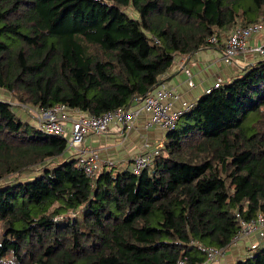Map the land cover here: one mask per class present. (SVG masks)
Masks as SVG:
<instances>
[{"label":"trees","instance_id":"16d2710c","mask_svg":"<svg viewBox=\"0 0 264 264\" xmlns=\"http://www.w3.org/2000/svg\"><path fill=\"white\" fill-rule=\"evenodd\" d=\"M263 15L264 0H0V89L33 107H126L175 56ZM238 71L165 130L150 169L93 181L64 138L0 100V264H199L228 245L236 214H264V57ZM233 264H264V241Z\"/></svg>","mask_w":264,"mask_h":264},{"label":"built area","instance_id":"2783aa9c","mask_svg":"<svg viewBox=\"0 0 264 264\" xmlns=\"http://www.w3.org/2000/svg\"><path fill=\"white\" fill-rule=\"evenodd\" d=\"M264 34V15L258 21L246 26H235L226 33L219 49V60L225 64L241 69L252 60L264 57V39L259 43L247 44L252 36ZM155 41H157L154 38ZM211 45H216L214 34L207 39ZM183 62V58L181 59ZM221 79L216 78L212 86L206 88L208 92L211 87H216ZM187 82L190 84V80ZM178 94L163 84L157 85L141 99L126 107H116L103 111L100 114H91L77 110L75 118L67 115L69 109L65 104H54L50 107H25L24 109L34 119V124L43 132L57 135L65 139L66 149L76 150L77 166L83 174L93 181L97 173L103 168L113 167L110 160H102L97 151L84 147L83 140L88 132L104 133L111 123L124 128L134 126L136 120L144 115L143 127H159L167 130L175 124L178 116L186 111L193 101H179V107L173 108L171 100H177ZM22 105V104H21ZM33 115V116H32ZM65 120L70 121L68 129L65 128ZM158 154V148L150 151L137 152L131 160V170L138 173L150 164ZM238 228L226 246L216 248L212 246L201 247L204 251V260L199 264H214L223 255L226 248L241 238L253 235L255 245L264 241V214L260 211L249 218L243 219L236 214ZM177 264H182L178 261Z\"/></svg>","mask_w":264,"mask_h":264},{"label":"crops","instance_id":"0c3cea01","mask_svg":"<svg viewBox=\"0 0 264 264\" xmlns=\"http://www.w3.org/2000/svg\"><path fill=\"white\" fill-rule=\"evenodd\" d=\"M262 39L264 34L252 36L247 40V44H257ZM219 49L220 46L217 44L209 45L199 48L184 58L174 57L168 69L161 75L158 84L168 86L178 94L177 100H171L173 108L179 107V101H195L206 88L212 86L216 78L226 80L239 70L219 60ZM182 58L183 62H181ZM188 79L191 81L190 84L187 82ZM0 100L11 104L14 113L21 120L34 124L30 114H26L24 110L18 111L13 106L19 103L9 92L0 89ZM67 115L75 118L77 110L68 109ZM144 117V115L140 116L131 128L111 123L104 133L88 132L83 140L84 147L97 151L102 160L112 161L113 168L122 164L130 169L132 157L137 152L159 148L164 139L165 131L159 127H143ZM64 124L68 129L70 121L65 120ZM65 156L75 158L76 150L66 149ZM254 241V236L248 235L230 244L214 264H233L237 259L244 258L248 250L255 246Z\"/></svg>","mask_w":264,"mask_h":264},{"label":"rangeland","instance_id":"374dc122","mask_svg":"<svg viewBox=\"0 0 264 264\" xmlns=\"http://www.w3.org/2000/svg\"><path fill=\"white\" fill-rule=\"evenodd\" d=\"M226 33L227 32H218L217 33V35L218 36H216V38H218V39H220L219 40V43H217V45L218 46H221V43L223 42V40H224V38H225V35H226ZM239 74H240V72L239 71H236L235 72V74H233V76L232 77H229L228 79H231V78H234V77H236V76H239ZM17 102V101H16ZM19 103V105H17V104H13V106L15 107V108H17L18 109V111H22V110H24L25 112H26V114H29L25 109H24V106L25 107H32L31 105H28V104H22V103H20V102H18ZM22 104V105H21ZM24 105V106H23ZM33 116V115H32ZM126 168V165H120V164H118L117 166H115L114 168H113V170L114 171H120V170H123V169H125ZM148 169H150L151 168V164H148V167H147ZM28 175H30V172L29 171H21V172H19V173H17L16 175H13L12 177H17L18 179H24V178H26ZM11 177V178H12ZM79 217H80V215H78ZM261 246V245H260ZM254 250L255 249H252V250H250V253H252V252H254Z\"/></svg>","mask_w":264,"mask_h":264},{"label":"water","instance_id":"95a60500","mask_svg":"<svg viewBox=\"0 0 264 264\" xmlns=\"http://www.w3.org/2000/svg\"><path fill=\"white\" fill-rule=\"evenodd\" d=\"M188 59V58H187ZM187 59H186V61H187Z\"/></svg>","mask_w":264,"mask_h":264}]
</instances>
